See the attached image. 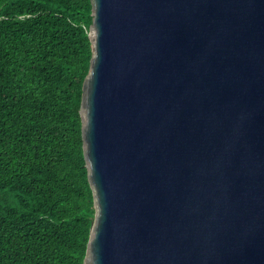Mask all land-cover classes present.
<instances>
[{
  "label": "water",
  "instance_id": "obj_1",
  "mask_svg": "<svg viewBox=\"0 0 264 264\" xmlns=\"http://www.w3.org/2000/svg\"><path fill=\"white\" fill-rule=\"evenodd\" d=\"M84 264H264V0H91Z\"/></svg>",
  "mask_w": 264,
  "mask_h": 264
},
{
  "label": "trees",
  "instance_id": "obj_2",
  "mask_svg": "<svg viewBox=\"0 0 264 264\" xmlns=\"http://www.w3.org/2000/svg\"><path fill=\"white\" fill-rule=\"evenodd\" d=\"M91 0H0V264H84Z\"/></svg>",
  "mask_w": 264,
  "mask_h": 264
},
{
  "label": "rangeland",
  "instance_id": "obj_3",
  "mask_svg": "<svg viewBox=\"0 0 264 264\" xmlns=\"http://www.w3.org/2000/svg\"><path fill=\"white\" fill-rule=\"evenodd\" d=\"M1 202H3L1 199H0Z\"/></svg>",
  "mask_w": 264,
  "mask_h": 264
}]
</instances>
